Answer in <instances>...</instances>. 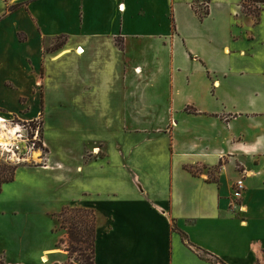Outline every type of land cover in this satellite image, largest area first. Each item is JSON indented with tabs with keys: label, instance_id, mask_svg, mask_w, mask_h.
<instances>
[{
	"label": "crops",
	"instance_id": "0c3cea01",
	"mask_svg": "<svg viewBox=\"0 0 264 264\" xmlns=\"http://www.w3.org/2000/svg\"><path fill=\"white\" fill-rule=\"evenodd\" d=\"M243 1L0 0V115L42 120L47 153L60 105L90 136L62 207L97 213L94 264H264V5Z\"/></svg>",
	"mask_w": 264,
	"mask_h": 264
},
{
	"label": "rangeland",
	"instance_id": "374dc122",
	"mask_svg": "<svg viewBox=\"0 0 264 264\" xmlns=\"http://www.w3.org/2000/svg\"><path fill=\"white\" fill-rule=\"evenodd\" d=\"M62 42L60 39L57 44L61 45ZM58 107L61 109L58 108L59 113H56L58 119L51 124L47 134L50 151L47 153L46 148L44 149V155L50 153L49 157L46 155L49 168L45 169L49 171L45 172L44 168L36 170L38 166L35 163H13L20 166L16 179L5 186L3 193L0 194V217L3 214L7 217H5L6 241L3 240L0 247L3 248V259L7 263L43 264V258L41 261L40 256L50 248H55L58 252L48 253L47 262L44 264L93 262L90 244L76 245L78 250L73 252L75 245L69 237L68 230L62 227L59 220L60 213L66 208L62 205L77 193L81 179L86 176L78 174L76 168L78 165L85 167L82 158L90 136L86 132L85 123L76 121L72 115V107L66 104ZM41 121L39 120L40 123ZM14 123L16 125L22 122L15 120ZM41 126L43 130V125ZM34 156L37 158L38 155ZM0 162H6V158L0 155ZM85 169L87 170L86 167ZM92 170L95 169L91 168L89 171ZM78 172L81 173L82 170ZM67 208L82 207L69 204ZM93 213L87 215V220L90 226L94 222L98 235V216L95 211ZM66 216L68 220L73 217V213Z\"/></svg>",
	"mask_w": 264,
	"mask_h": 264
},
{
	"label": "built area",
	"instance_id": "2783aa9c",
	"mask_svg": "<svg viewBox=\"0 0 264 264\" xmlns=\"http://www.w3.org/2000/svg\"><path fill=\"white\" fill-rule=\"evenodd\" d=\"M78 52L83 53V49L79 48ZM15 120H8L0 115V155L6 158L8 163H35L38 167L48 169L49 165L46 155H44L45 144L41 139L42 126L39 121L22 124ZM31 131V132H30ZM38 155L35 158L34 155ZM245 191L244 180H238L234 185L233 204L234 210L242 211L243 207L239 203Z\"/></svg>",
	"mask_w": 264,
	"mask_h": 264
},
{
	"label": "trees",
	"instance_id": "16d2710c",
	"mask_svg": "<svg viewBox=\"0 0 264 264\" xmlns=\"http://www.w3.org/2000/svg\"><path fill=\"white\" fill-rule=\"evenodd\" d=\"M8 0H6L7 2ZM261 5H264V0H244L242 7L245 13L251 15L258 19L261 13ZM21 5L11 6L8 7L7 12L12 13L20 8ZM197 12H200L201 19L205 18L208 15V10L200 11L197 9ZM59 45L55 46L57 49ZM3 112L0 109V113ZM33 125V123H31ZM41 125L43 122L41 121ZM42 139H43V130H42ZM20 166L14 165L8 162H0V194L3 193L5 186L13 183L16 179L17 171L19 170ZM73 211V212H72ZM94 211L91 209L79 208V209H72V208H64L59 215V220L62 223V227L68 230L69 237L72 243L75 245L73 246V252H77L78 245H91L92 250V264H94L95 258V244L97 240V234L94 226V222L91 224L87 220V215H93ZM67 220V214L72 215ZM68 225V226H66ZM77 245V246H76ZM82 250V247H80ZM79 248V249H80ZM212 261L218 264H224L220 259L211 256ZM59 264V263H54ZM72 264V263H71Z\"/></svg>",
	"mask_w": 264,
	"mask_h": 264
},
{
	"label": "bare ground",
	"instance_id": "6f19581e",
	"mask_svg": "<svg viewBox=\"0 0 264 264\" xmlns=\"http://www.w3.org/2000/svg\"><path fill=\"white\" fill-rule=\"evenodd\" d=\"M2 136L0 135V142H2L3 140H2V138H1ZM58 252V250H54V253H57ZM48 255V254H47ZM47 255L46 256H44L43 257V263H46L47 262Z\"/></svg>",
	"mask_w": 264,
	"mask_h": 264
}]
</instances>
